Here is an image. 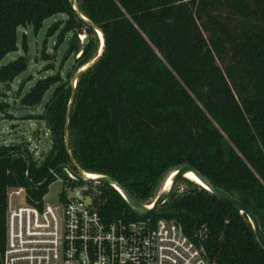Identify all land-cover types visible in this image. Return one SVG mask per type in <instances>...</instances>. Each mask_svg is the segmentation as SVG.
I'll list each match as a JSON object with an SVG mask.
<instances>
[{
  "label": "trees",
  "instance_id": "obj_1",
  "mask_svg": "<svg viewBox=\"0 0 264 264\" xmlns=\"http://www.w3.org/2000/svg\"><path fill=\"white\" fill-rule=\"evenodd\" d=\"M77 3L106 39L99 62L78 78L70 115L71 149L81 167L116 178L139 202L152 204L176 167L189 165L254 210L264 231V0ZM59 14L65 19L49 34L59 32L57 47L71 35L64 61L74 56L75 64L67 79L60 73L41 78L21 97V104L32 108L50 94L37 119L50 131L51 148L38 163L24 143L0 147V158L16 150L29 155L36 184L61 165L73 167L64 139L71 83L98 56L101 40L70 0H0V62L19 50V27L32 24L38 31ZM23 49L27 52L25 39ZM29 65L19 56L0 67V81H14ZM8 107L0 103V112ZM27 170L20 155L0 161V264L10 191L24 188L26 203L41 207L57 178L33 189ZM58 176L65 188L87 185L67 171ZM87 191L108 223L166 219L193 240L205 227L204 246L217 264H264L251 222L187 178L148 215L133 210L110 185L88 184Z\"/></svg>",
  "mask_w": 264,
  "mask_h": 264
},
{
  "label": "built area",
  "instance_id": "obj_2",
  "mask_svg": "<svg viewBox=\"0 0 264 264\" xmlns=\"http://www.w3.org/2000/svg\"><path fill=\"white\" fill-rule=\"evenodd\" d=\"M72 189L71 197L60 194V205L9 202L2 264H217L204 246L205 227L193 240L166 219L108 223L87 187ZM12 193L26 198L24 188L12 189L9 198Z\"/></svg>",
  "mask_w": 264,
  "mask_h": 264
},
{
  "label": "rangeland",
  "instance_id": "obj_3",
  "mask_svg": "<svg viewBox=\"0 0 264 264\" xmlns=\"http://www.w3.org/2000/svg\"><path fill=\"white\" fill-rule=\"evenodd\" d=\"M64 19V14L47 18L38 31H35L32 24L19 27V50L7 54L0 62L1 67L16 60L19 56L30 57V65L27 71L20 74L12 82L3 83L0 81V103L9 104L5 112H0V147L29 142L31 155L38 163L43 160L42 155L47 153L52 145L50 131L44 122L37 119L38 115L43 113L44 104L48 101L50 94H46L41 105L32 108L23 106L21 97L27 94L41 78L60 73L64 79H67V73L75 64L74 56L64 61L71 35L67 34L63 43L57 47L59 32L54 35L49 34L50 27L56 21ZM24 39L27 44V52L23 49ZM79 39L83 44L86 36L82 34ZM45 54L49 55L48 59H45ZM48 67L52 68L47 70ZM165 184L160 188L159 193L164 189ZM87 185L75 188H83ZM64 189H67V196L71 197L73 189L70 187L65 188L62 177L57 175L56 180L49 185V191L44 199L60 205L59 196ZM9 202L11 206L22 204L25 202V196L24 194L16 195L12 193Z\"/></svg>",
  "mask_w": 264,
  "mask_h": 264
},
{
  "label": "water",
  "instance_id": "obj_4",
  "mask_svg": "<svg viewBox=\"0 0 264 264\" xmlns=\"http://www.w3.org/2000/svg\"><path fill=\"white\" fill-rule=\"evenodd\" d=\"M70 2H71V5L73 7V10L77 14V16L80 19H82L83 21H85L88 25H90L99 34V36L102 35V39L100 36L101 48H100L98 56L92 62H90L86 66L79 69L76 72V74L74 75V77L72 79V83H71L73 90H72L71 99H70V102H69V105L67 108L64 139H65V145H66L68 154L72 160V165L75 169H73V167L70 165H61V166L55 168L54 170H52L51 173L49 174V176L42 183L36 184L33 182L32 178H31V161H30L29 155L27 153H25L24 151H20V150L12 151L7 156L0 158V161L4 160L6 158L12 157V156L20 155V156L24 157V159L27 163V166H28L27 180H28L30 187L33 189L44 188L46 185H48V183L55 176H57L62 171H67L71 177H73L77 182H79L81 184H106V185H110V186L114 187L115 189H117L122 194V196L127 200L130 207L141 215H148L150 213L155 212L157 209H159L171 197V195L173 194V192H174L176 186L179 184V182L183 178H187L188 174L193 173L196 176L199 185L203 186L205 189L210 191L217 198H219V199L229 203L230 205L234 206L236 209H238L241 212V214L248 221L251 222V224L254 228L257 240L260 243V245L264 248V231L262 230L259 218H258L257 214L255 213V211L252 210L249 206L245 205L239 199H237L236 197L231 195L230 193L226 192L225 190H223L220 187L213 184L209 178H207L200 171H198L197 169H195L189 165H179L176 167V169L174 170V172L170 176V178H171L170 183L165 184L164 189L158 194V196L156 197V199L153 201L152 204H142L141 202H139L123 186V184L119 180H117L116 178L109 177V176H103V175H99L100 176L99 178L88 177V173L78 163V161L76 160L75 156L73 155V152L71 149L70 115H71V110H72V107H73V104L75 101V90H76L78 78L83 73L88 71L90 68H92L93 66H95L99 62V60L101 59V57H102V55L106 49V39H105V35L103 33V30L98 25L93 23L89 18L85 17L82 14V12L80 11V8L78 6L77 0H70ZM29 61H30V57L27 58V63H29ZM23 108H25V107H23ZM24 144H26V146H28V147L30 146L29 142L24 143ZM43 156H44V154L42 155V157ZM74 197L77 199H80V200L83 199V196L81 195L80 191H77L75 193ZM84 200L87 203L91 202L89 197L84 198Z\"/></svg>",
  "mask_w": 264,
  "mask_h": 264
},
{
  "label": "bare ground",
  "instance_id": "obj_5",
  "mask_svg": "<svg viewBox=\"0 0 264 264\" xmlns=\"http://www.w3.org/2000/svg\"><path fill=\"white\" fill-rule=\"evenodd\" d=\"M100 36H101V39H102V35H100ZM88 177H90V178H99L100 176L98 174L88 173ZM170 179L171 178L169 177L168 180L166 181L167 184L170 183V181H171ZM187 179L198 183V180H197L196 176L193 173L188 174Z\"/></svg>",
  "mask_w": 264,
  "mask_h": 264
}]
</instances>
